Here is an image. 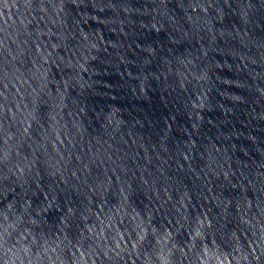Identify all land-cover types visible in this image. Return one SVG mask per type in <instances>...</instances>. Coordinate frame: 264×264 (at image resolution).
Returning a JSON list of instances; mask_svg holds the SVG:
<instances>
[{
	"label": "water",
	"instance_id": "water-1",
	"mask_svg": "<svg viewBox=\"0 0 264 264\" xmlns=\"http://www.w3.org/2000/svg\"><path fill=\"white\" fill-rule=\"evenodd\" d=\"M0 264H264V0H0Z\"/></svg>",
	"mask_w": 264,
	"mask_h": 264
}]
</instances>
